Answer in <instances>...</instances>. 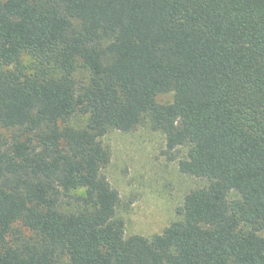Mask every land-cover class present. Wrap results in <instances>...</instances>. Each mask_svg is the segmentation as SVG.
<instances>
[{
  "label": "trees",
  "instance_id": "obj_1",
  "mask_svg": "<svg viewBox=\"0 0 264 264\" xmlns=\"http://www.w3.org/2000/svg\"><path fill=\"white\" fill-rule=\"evenodd\" d=\"M140 123L206 180L150 238L102 174ZM0 127V264H264V0H0Z\"/></svg>",
  "mask_w": 264,
  "mask_h": 264
},
{
  "label": "rangeland",
  "instance_id": "obj_2",
  "mask_svg": "<svg viewBox=\"0 0 264 264\" xmlns=\"http://www.w3.org/2000/svg\"><path fill=\"white\" fill-rule=\"evenodd\" d=\"M29 60L28 56L24 57L25 62ZM87 76L85 69L76 72L79 81L86 80ZM172 99L171 91L156 96L159 103H170ZM85 121L86 116L77 114L69 124L82 127ZM0 132L4 136L11 133L1 127ZM100 141L109 153V162L102 168V174L118 192L116 215L123 220L125 237L140 234L150 238L161 233L181 218L177 208L182 205L185 194L206 184L205 179L179 170L178 160L185 156L187 147L167 149L163 132L151 129L146 123L127 132L111 128ZM228 196L233 198L237 194L231 191Z\"/></svg>",
  "mask_w": 264,
  "mask_h": 264
}]
</instances>
